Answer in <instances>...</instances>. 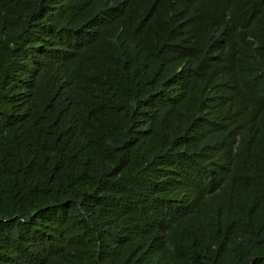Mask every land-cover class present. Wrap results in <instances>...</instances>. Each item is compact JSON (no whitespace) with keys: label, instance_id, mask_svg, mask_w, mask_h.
I'll return each instance as SVG.
<instances>
[{"label":"trees","instance_id":"1","mask_svg":"<svg viewBox=\"0 0 264 264\" xmlns=\"http://www.w3.org/2000/svg\"><path fill=\"white\" fill-rule=\"evenodd\" d=\"M0 264H264V0H0Z\"/></svg>","mask_w":264,"mask_h":264}]
</instances>
